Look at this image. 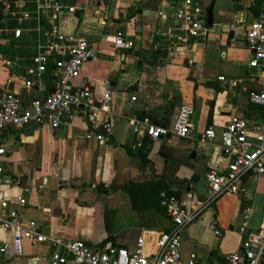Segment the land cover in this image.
Instances as JSON below:
<instances>
[{
    "label": "crops",
    "instance_id": "obj_1",
    "mask_svg": "<svg viewBox=\"0 0 264 264\" xmlns=\"http://www.w3.org/2000/svg\"><path fill=\"white\" fill-rule=\"evenodd\" d=\"M12 1L0 0V91L16 93L27 106L54 89V59L39 79L28 72L37 21L27 10L28 19L5 16L4 3ZM69 1L75 12L59 16L57 24L97 51L83 64L72 87L91 86L95 101L101 103L103 81L110 80L112 100L108 109H100L92 126L103 140L86 137L91 127L78 110L67 125L56 129L48 124L4 128L0 211L1 202L20 209L21 217L47 238L82 239L98 251L117 246L129 252L137 249L141 238L142 251L151 253L159 233L172 224L159 203L160 192L175 193L187 206L193 192L200 196L208 191V170L227 168L221 131L230 116L264 118V109L249 99L262 86L259 76L247 68L251 51L246 44L248 24L262 12L264 0H196L209 32L206 38L186 43L172 37L173 14L183 0ZM9 17L23 29L20 37H14ZM51 21L48 13L42 14L44 27ZM113 37L133 45L116 47L110 42ZM183 104L194 108L195 138L168 135L152 140L133 131V123L142 118L172 126ZM208 126L215 131L209 141L204 136ZM244 189L240 196L223 195L183 229L182 258L194 252L198 263L226 264L244 237L241 227L247 210L246 230H257L264 214L263 178L246 175ZM21 197L26 200L23 206ZM213 221L221 228V237L209 230ZM12 237V230L0 228V246H6L0 264H46L51 253L48 240L23 239L22 253L17 254ZM65 264L82 262L68 256Z\"/></svg>",
    "mask_w": 264,
    "mask_h": 264
},
{
    "label": "built area",
    "instance_id": "obj_2",
    "mask_svg": "<svg viewBox=\"0 0 264 264\" xmlns=\"http://www.w3.org/2000/svg\"><path fill=\"white\" fill-rule=\"evenodd\" d=\"M36 4L35 28L37 39L35 54L32 56L28 72L39 79L46 71L47 63L54 59L53 76L56 85L42 101H33L29 105L22 104L20 97L14 92L0 91V157L5 153L1 142L3 130L6 127L41 126L48 124L52 128H59L68 124L74 111L78 110L87 120L91 130L86 137L95 136L103 140L102 134L92 128L100 109H108L112 100L110 80L103 81V95L101 103L95 101L91 86L73 88L72 81L79 77L83 64L94 58V47L84 38L76 34L63 32L56 20L63 14H73L76 6L69 0H34ZM27 0H14L4 3L5 16L28 19L26 11ZM247 27L246 44L251 51L247 63L248 70L255 72L260 80V90L250 94V102L264 109V8ZM48 13L51 24L44 27L41 16ZM204 11L196 0H183L174 14L172 37L176 43H186L191 38H206L209 29L203 21ZM14 37H20L23 29L12 30ZM116 47H130V41L113 37L110 40ZM58 56V57H56ZM220 81H226L223 76ZM233 80H230L232 84ZM33 83L26 81V86ZM194 108L190 105H181L176 113L172 126L155 125L148 118L138 119L133 123L135 133H144L152 140L173 135L180 139L195 138L194 126L191 118ZM104 128L108 130L109 124ZM209 141L215 137L212 126L204 132ZM224 153L229 157V163L224 172L211 168L206 172V181L212 192L205 198L192 193L187 206H182L175 193L161 191L159 203L172 224L169 230L159 233L155 250L144 253L143 239L138 238L137 249L129 252L125 248L108 246L103 251L93 249L82 239L63 240L47 238L37 230L35 224L25 221L21 217L20 209L9 207L7 202H1L0 228L12 230L13 245L16 253H22V240L32 239L37 242L48 240L51 244V253L46 264H65L68 256L79 259L82 264H213L212 262H197L194 252L184 259L181 255V233L183 229L195 221L206 209L226 194L242 195L244 178L248 174L261 177L264 180V118L260 121L249 120L237 115L230 116L221 131ZM3 168L0 162V182ZM93 187V186H92ZM25 198H19V205H25ZM250 217V210L244 214L241 231L244 237L237 251L227 257L226 264H264V214H262L256 231L246 230ZM209 230L217 237H221L222 230L216 222H211ZM5 244L0 246V257L3 258ZM8 264V262H4Z\"/></svg>",
    "mask_w": 264,
    "mask_h": 264
},
{
    "label": "trees",
    "instance_id": "obj_3",
    "mask_svg": "<svg viewBox=\"0 0 264 264\" xmlns=\"http://www.w3.org/2000/svg\"><path fill=\"white\" fill-rule=\"evenodd\" d=\"M35 8H36V4H35V1L34 0H27V2H26V10L29 12V16L31 17V16H33L34 17V15L33 14H35ZM33 17H31V18H33ZM2 19V4H0V20ZM8 19V22H7V24H8V26L9 27H12V28H16V27H18V25H17V22H16V20L15 19H12V18H7ZM0 27H3V24H1L0 23ZM11 44H13L14 42H16L14 39H13V37L11 38ZM147 144V141H145V143H144V145H146ZM140 156L142 157V158H145V153L144 152H141L140 153ZM169 192V191H168Z\"/></svg>",
    "mask_w": 264,
    "mask_h": 264
},
{
    "label": "water",
    "instance_id": "obj_4",
    "mask_svg": "<svg viewBox=\"0 0 264 264\" xmlns=\"http://www.w3.org/2000/svg\"><path fill=\"white\" fill-rule=\"evenodd\" d=\"M208 16H207V20H208V23L209 25L211 24V20H212V16H211V8L208 9ZM230 95V93H229ZM212 192L211 188L208 187V191H205L202 195H200V198H205L206 196H208L210 193Z\"/></svg>",
    "mask_w": 264,
    "mask_h": 264
}]
</instances>
